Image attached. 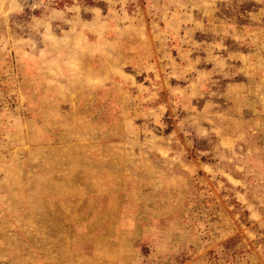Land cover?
Instances as JSON below:
<instances>
[{
  "label": "rangeland",
  "instance_id": "rangeland-1",
  "mask_svg": "<svg viewBox=\"0 0 264 264\" xmlns=\"http://www.w3.org/2000/svg\"><path fill=\"white\" fill-rule=\"evenodd\" d=\"M0 264H264V0H0Z\"/></svg>",
  "mask_w": 264,
  "mask_h": 264
},
{
  "label": "built area",
  "instance_id": "built-area-1",
  "mask_svg": "<svg viewBox=\"0 0 264 264\" xmlns=\"http://www.w3.org/2000/svg\"><path fill=\"white\" fill-rule=\"evenodd\" d=\"M21 5L36 10L44 6H57L60 0H18Z\"/></svg>",
  "mask_w": 264,
  "mask_h": 264
}]
</instances>
